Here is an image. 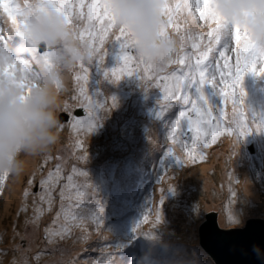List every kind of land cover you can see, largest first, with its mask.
I'll return each mask as SVG.
<instances>
[{
  "label": "snow or ice",
  "instance_id": "6c2138e0",
  "mask_svg": "<svg viewBox=\"0 0 264 264\" xmlns=\"http://www.w3.org/2000/svg\"><path fill=\"white\" fill-rule=\"evenodd\" d=\"M111 3L112 0H33L31 3L25 0L24 6L20 7L13 5L12 0H0V9L6 15V18L0 16V45L10 46V51L17 48L26 41L31 14L52 9L65 17L71 34L91 57L90 62L79 64L67 76L57 75L48 81L59 95L61 92L70 93L60 109L66 113L68 122L65 124L59 117V132L66 127L70 130L71 150L68 156L60 153L53 156L52 150L39 156L41 162L30 175L18 210L25 214V225L31 224L34 229L39 228L45 213L54 212L53 226L44 229L49 245L69 240L73 244L87 245L90 239L89 221L96 226L97 232L103 226V209L96 206L95 189L88 182L87 172L76 164L68 169L70 159L87 161V150L81 137L95 130L102 119L101 112H109L116 106L115 98H111L109 106V100L96 98L99 93L90 95L88 84L92 68L102 71L103 78L112 84L134 77L140 81L145 92L151 88L159 89L161 98L157 102L155 116L163 122L168 148L166 155L183 165L204 161L205 150L217 143L221 136L234 138L233 148L236 149L240 140L252 132L264 133V115L252 112L245 104L246 92L243 88L247 74L264 77V45L257 44L247 30L238 25L229 28L212 7L216 0H161L159 36L174 45V51L164 66H154L137 54L138 42L126 26L118 24ZM9 21L11 27H8ZM113 53L116 64L106 69V57ZM233 53L235 63L231 65L229 61ZM55 56V52L45 47L11 52L10 62H0V81L11 80L23 87L25 94L30 93L37 81L51 76ZM225 69H228L227 79ZM69 79L71 88L65 83ZM205 88H211L219 97L218 107L210 105ZM229 105L230 111H226ZM176 106L181 110L174 119H169L166 113ZM75 108H82L84 117L74 113ZM176 147L183 152V157L176 154ZM82 149L84 154L79 155ZM53 160L55 164L47 167ZM37 172L41 177L40 191L34 193L31 189ZM9 177L0 174V192ZM80 177L84 178L83 181L79 180ZM161 192L160 205L164 201V190L161 189ZM231 195L235 198L236 193ZM29 209L32 213L30 217L27 215ZM156 216L159 222L160 209H156ZM226 219L230 224L238 223L232 211ZM147 220L148 215L144 214L133 232L141 235L138 229ZM13 232L14 237L20 236L15 229ZM77 232L79 235H76ZM144 236L151 238L149 234ZM108 238L105 235L104 239ZM30 250V247L16 245L11 264H30ZM113 251L94 264H111ZM35 259L39 261V255ZM51 264L79 262L61 249L59 258H54Z\"/></svg>",
  "mask_w": 264,
  "mask_h": 264
},
{
  "label": "rangeland",
  "instance_id": "374dc122",
  "mask_svg": "<svg viewBox=\"0 0 264 264\" xmlns=\"http://www.w3.org/2000/svg\"><path fill=\"white\" fill-rule=\"evenodd\" d=\"M14 1L12 0L13 5ZM28 2L31 3L33 0ZM24 4L25 0H19L20 7ZM2 15L5 14L0 9V16ZM229 63L234 65L235 59H230ZM115 64L114 53L106 57V69L114 67ZM224 71L227 79L228 69ZM65 83L71 88L70 79ZM243 88L246 92L245 104L252 112L264 115V77L247 74ZM88 89L90 95L100 94L97 99L109 100V106L111 98H115L116 106L109 112H101L102 119L99 125L91 134L81 137L84 149L87 150L86 164L70 159L68 169L76 164L87 172L88 182L95 189V200L98 202L96 206L103 209V226L97 232L96 226L89 221L87 228L90 239L87 245L73 244L70 240L49 245L45 239L44 229L53 226L54 212L45 213L40 219L38 229H34L31 224L25 225V214L19 213L18 210L30 175L41 162L37 157L34 167L28 174L24 171L19 177H9L5 181L3 191L0 192V237H2L0 264H11L16 245L30 247V264H51L54 258H59L61 249L67 256L75 257L79 264L85 262L94 264L97 259L103 260L107 253L113 250L111 264H152L137 251V247L140 249L144 246L140 241L144 243L163 241V244L170 241L173 249H176V246L181 247L187 264H194L197 260L200 264H215L200 245V229L207 222L208 214L216 213L219 218L222 217V222L218 219L219 227L225 230L245 228L247 221L251 219H264V133L252 132L242 138L238 144V157L233 156L230 149L234 138L221 136L217 143L205 150L204 161L197 160L195 163L183 165L166 155L168 148L163 122L157 120L155 116L158 110L157 102L161 98L159 89L151 88L145 92L140 81L134 77H127L117 84H112L105 80L103 72L96 68L90 70ZM69 94L60 93L62 102ZM205 94L211 106L214 108L219 106L220 99L214 95L211 88H205ZM80 109L82 108H75L73 111L75 113ZM180 110L179 106H176L166 115H169V119H174ZM226 111H230V105ZM61 113L60 110L58 115ZM69 131L66 127L60 132L59 142L52 148L53 156L58 153L69 155L71 150ZM140 138L145 139L141 147ZM150 143H154V151L151 147L149 151L145 150ZM252 145L254 150L249 151ZM118 147L120 149H117ZM113 148L116 149L114 152L121 153L122 159L112 158ZM64 149L68 151H61ZM78 154L83 155V149ZM176 154L183 157L179 147H176ZM34 160L35 158H26V164ZM139 163L144 164V170L139 169ZM54 164L55 160L50 161L47 167H52ZM243 168H248L251 179L246 182V187H243L245 185ZM216 172L220 177L225 176L229 184L225 183L226 179L214 180L213 176H216ZM40 178L37 172L34 187L31 189L34 193L40 191ZM206 178L211 186H205ZM83 179V177L79 178L81 181ZM169 187L171 190H168ZM203 188L207 193L201 195ZM161 189L164 190L162 205L159 203ZM251 190L256 193L247 197L246 192ZM232 192L236 193L235 198L232 197ZM9 194L12 195L11 199ZM14 196L17 197L13 199ZM201 199H206L208 205L203 204ZM16 200L19 201L13 204L12 202ZM7 201L12 203L9 206L11 216L4 213ZM156 209H160L159 222H157ZM229 211L237 215L235 216L238 220L237 224L227 222ZM144 214L148 215V220L140 225L138 232L141 235H137L133 232V228ZM27 215L29 217L32 215L31 209ZM114 217H116L115 221ZM14 229L20 233V236L14 237ZM144 234L151 235V238ZM76 235H79V232ZM105 235L109 237L107 240L104 239ZM22 236L25 239H21ZM177 241L185 243L181 245L182 242ZM173 251L172 253H175ZM170 253L169 250L164 252L160 249L148 257L163 260L169 257ZM37 255L40 257L39 261L35 259ZM142 257H144L143 261ZM2 260L8 261L2 263Z\"/></svg>",
  "mask_w": 264,
  "mask_h": 264
},
{
  "label": "clouds",
  "instance_id": "9594fccd",
  "mask_svg": "<svg viewBox=\"0 0 264 264\" xmlns=\"http://www.w3.org/2000/svg\"><path fill=\"white\" fill-rule=\"evenodd\" d=\"M14 5L19 3L15 1ZM161 7V0H112L111 3L118 24L126 26L138 42L137 54L154 66H164L174 51V45L159 36ZM212 7L229 28L238 25L257 44L264 45V0H216ZM40 47L56 53L51 76L37 81L27 94L18 83L0 81V174L10 177L23 175L26 158L39 157L59 142L58 113L62 100L48 81L57 75L67 76L91 59L88 50L71 34L65 17L48 9L31 14L26 41L17 48L10 51V46L0 45V62H10L11 52ZM231 57L234 58V53ZM234 229L243 228L227 230Z\"/></svg>",
  "mask_w": 264,
  "mask_h": 264
},
{
  "label": "water",
  "instance_id": "95a60500",
  "mask_svg": "<svg viewBox=\"0 0 264 264\" xmlns=\"http://www.w3.org/2000/svg\"><path fill=\"white\" fill-rule=\"evenodd\" d=\"M75 113L84 115L83 109ZM59 117L68 122L66 113ZM200 245L216 264H264V220H249L243 229L223 230L217 215H207L200 229Z\"/></svg>",
  "mask_w": 264,
  "mask_h": 264
},
{
  "label": "bare ground",
  "instance_id": "6f19581e",
  "mask_svg": "<svg viewBox=\"0 0 264 264\" xmlns=\"http://www.w3.org/2000/svg\"><path fill=\"white\" fill-rule=\"evenodd\" d=\"M140 147L142 146V143H143V141H145V139H143V138H140ZM149 145V144H148ZM117 146V145H116ZM56 147V146H55ZM139 147V148H140ZM150 147H151V150L152 151H154V143H150V145H149V147L147 148V149H145L146 151H149L150 150ZM238 148H239V146H237L236 147V149H234L233 148V145L230 147V149H231V152H232V154H233V152L235 151V155L238 157V155H237V153H238ZM117 149H120L119 147L117 148ZM114 150H116L115 148H113L112 149V151H111V156H112V158H115L114 160H120V159H122V155H121V153H116V152H114ZM148 153H150V155H153L151 152H148ZM99 154H101V152H99ZM29 159V158H28ZM36 161H37V157H35V160L34 161H30V162H28V164H26V166H25V171H26V173L28 174V172H30V170L34 167V165H35V163H36ZM82 163H85L86 164V162H82ZM121 166V165H120ZM138 166H139V169L140 170H144L145 169V166H144V164H141V163H139L138 164ZM137 166V167H138ZM68 168H69V166H68ZM242 176H243V184L245 183V185L243 186V187H246V182H249V181H251V179L249 178V170H248V168L246 169V168H243V170H242ZM26 174V175H27ZM216 174V176H213V179L214 180H224V179H226V177L225 176H222V177H220L219 175H218V173L216 172L215 173ZM207 179V182H206V184H205V186L206 187H208V186H211L212 184L208 181V178H206ZM225 183L226 184H229V180L228 179H226V181H225ZM204 193H207V191L206 190H204V188L201 190V195L202 194H204ZM247 194H246V196L248 197L249 195H251V194H253V193H256V191H254V190H251V191H247L246 192ZM250 193V194H249ZM253 196V195H252ZM10 197H12V195L11 194H9V199H11ZM17 196H14L13 197V199H15ZM12 201V200H11ZM19 200H16L15 202H12L13 204L14 203H17ZM201 201L203 202V204H206L207 203V201H206V199H201ZM12 203H10V202H6V206H5V209H4V213L5 214H8V216H11L12 215V213H9L10 212V205L12 204ZM208 204H206V206H207ZM210 208H213V207H210ZM239 212V211H238ZM233 213V215L234 216H237L234 212H232ZM190 216V215H189ZM239 216H241L240 214H239ZM219 220L222 222V217H220L219 218ZM178 243H180V242H182V243H185L184 241H177ZM39 244H42V242H39ZM179 252H180V254H178V258H179V261H178V263L179 264H182L183 262H186L185 261V259H184V257L182 256V252H181V250H179ZM8 260H2V263H6ZM170 264V263H169ZM194 264H200V261H194Z\"/></svg>",
  "mask_w": 264,
  "mask_h": 264
},
{
  "label": "trees",
  "instance_id": "16d2710c",
  "mask_svg": "<svg viewBox=\"0 0 264 264\" xmlns=\"http://www.w3.org/2000/svg\"><path fill=\"white\" fill-rule=\"evenodd\" d=\"M194 12H195V8H193L192 9ZM63 113V112H62ZM65 124H67V123H65ZM163 241H156L155 243L154 242H148L147 244H149L148 246L150 247V249L148 250L150 253H151V255L152 254H155L161 247H162V250L164 251V252H166V251H170L171 253L169 254V260H171L172 262H175L176 264H179L178 263V261H179V258H178V254H180V252H179V250H181V247H179V246H176V249H173L172 247L173 246H171L170 244V241H166L164 244L162 243ZM140 243L143 245V241H140ZM181 245H183V243H180ZM179 244V245H180ZM147 246V247H148ZM146 247V248H147ZM174 250V251H173ZM172 251L173 252H175V253H172ZM182 256L184 257V259H185V255L184 254H182ZM185 261L187 262V259H185ZM186 262H183L182 264H187ZM154 263L155 264H159V262H156V261H154Z\"/></svg>",
  "mask_w": 264,
  "mask_h": 264
}]
</instances>
